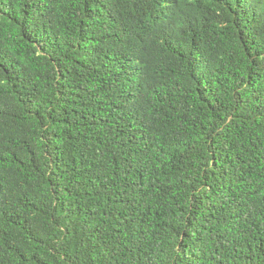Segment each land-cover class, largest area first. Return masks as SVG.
<instances>
[{"label":"trees","instance_id":"1","mask_svg":"<svg viewBox=\"0 0 264 264\" xmlns=\"http://www.w3.org/2000/svg\"><path fill=\"white\" fill-rule=\"evenodd\" d=\"M0 264H264V0H0Z\"/></svg>","mask_w":264,"mask_h":264}]
</instances>
